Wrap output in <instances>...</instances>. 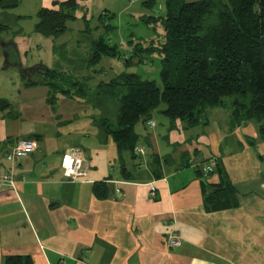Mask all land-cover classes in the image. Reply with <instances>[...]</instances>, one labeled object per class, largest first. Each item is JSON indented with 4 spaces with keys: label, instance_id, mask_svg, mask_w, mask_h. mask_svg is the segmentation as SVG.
Listing matches in <instances>:
<instances>
[{
    "label": "crops",
    "instance_id": "crops-1",
    "mask_svg": "<svg viewBox=\"0 0 264 264\" xmlns=\"http://www.w3.org/2000/svg\"><path fill=\"white\" fill-rule=\"evenodd\" d=\"M1 1L0 171H11L17 184L15 193L0 192V264L8 257H28L32 264H264V227L248 222L259 218L264 201L242 191L262 178L230 177L235 151L229 145L228 111L211 110L206 125L193 128L155 111L134 127L138 150L119 153L99 134L97 110L61 96L52 107L40 79L24 75L58 62L52 54L48 67L28 54L42 39H56L34 29L25 32L28 16L22 11L31 12L35 28L41 9L57 11L69 0H17L13 8ZM74 1L86 17L96 8L93 0ZM116 1L119 13L132 6L130 0ZM139 3L143 16L151 15ZM157 8L163 9L161 1ZM26 138L37 144L36 151L10 160L16 142ZM71 151L83 162L75 183L63 178L61 168ZM211 163L213 172L204 177L201 170ZM224 181H233L243 196L237 208L212 211L205 197ZM95 184L103 186L104 198L94 194ZM167 225L181 238L179 248L167 246Z\"/></svg>",
    "mask_w": 264,
    "mask_h": 264
},
{
    "label": "trees",
    "instance_id": "trees-1",
    "mask_svg": "<svg viewBox=\"0 0 264 264\" xmlns=\"http://www.w3.org/2000/svg\"><path fill=\"white\" fill-rule=\"evenodd\" d=\"M157 1L163 9L158 10ZM1 2L5 8L17 5V0ZM143 5L153 14L141 16L140 22L151 27L158 45L154 46L155 39L149 40L146 54L136 47L123 61L118 48L108 41L113 28L107 23L112 16L104 12L97 19L104 35L92 43L86 66L96 67L101 58L108 57L122 59L129 68L132 60L145 65L155 55L159 84L122 73L90 91L88 78L82 81L65 71L42 67L38 78L47 88L48 104L53 107L60 96L89 104L99 112L94 119L99 134L111 139L119 153L137 148L134 127L146 123L155 111L193 128L206 125L209 111L224 109L232 126L253 123L264 141V0H141ZM58 7L57 11L41 9L37 13L35 33L54 39L65 33L79 6L69 0ZM93 191L104 198L102 185L95 184ZM235 194L230 182L224 181L205 201L212 211L234 209L238 207ZM4 264L32 261L8 257Z\"/></svg>",
    "mask_w": 264,
    "mask_h": 264
},
{
    "label": "rangeland",
    "instance_id": "rangeland-1",
    "mask_svg": "<svg viewBox=\"0 0 264 264\" xmlns=\"http://www.w3.org/2000/svg\"><path fill=\"white\" fill-rule=\"evenodd\" d=\"M93 2L95 4L96 10L92 9V11H89L85 20L83 19V15H80L76 12V19L74 21L67 22V30L62 36L56 38V40L53 39L55 42H52V40L47 41L46 39H42V42L39 44L38 48L34 46L28 54H30L31 57L39 56V58L43 60V63L48 67H51V64L53 63L51 55L56 54L58 62L56 64L57 67H53L52 69L58 71L61 69V71H65L69 75H74L78 80L83 81L84 78H88V81H86L88 82V89L90 91L94 89V85L96 86L100 82H108L122 73L134 74L140 76L144 80L155 81L157 84H159L160 67L158 57L155 55L150 56L148 58L149 63L145 65L137 63V61L134 59L132 60V66L125 68V64L122 62V59L105 57L101 58V61L96 67L87 68L86 62L89 59L92 43L98 41L104 35V30L102 27H100L101 25L97 23V19L105 11L110 12L105 14L112 16V19H108L107 23V25L113 28L109 33L108 41L110 45L118 48L119 54L123 56V61L124 58L131 56L132 51L135 50L136 47L142 48L146 54L147 48L150 47L149 40H154L156 37L151 27H147L140 22L139 18L146 12L142 9L140 10L139 0H130V2H132V6H130L128 10L120 13V4L116 0H93ZM23 5L28 6V4L25 2ZM22 12L28 16L23 27L25 32H29L34 29L33 25L35 20L29 16V13H31L29 10ZM150 14L153 13L150 12ZM146 16L147 15H145V17ZM156 31L157 33H160V29L158 30L157 28ZM27 36L30 35H26L25 37ZM130 40H132V43L129 48L128 42H131ZM157 45L158 40L155 39L154 46ZM28 59H30L29 55ZM68 61H71L73 64H69ZM68 66H70L71 69H67L66 67ZM139 128H141L140 130L142 134H144V127L140 126ZM229 128L230 131L233 132V136H229V145L231 146V149L235 151V155H232L231 157V161H233L231 163V172L233 173L232 175L230 174V177L234 179L233 181H237L236 178L241 179V177L248 179L262 178L255 186L251 185L255 183L249 182L250 184L244 186L242 191H249L245 194V196L259 198L260 200L264 201V141L259 137L257 127L253 123H250L247 126H232L230 114ZM238 128H241V130L237 131ZM35 151L36 149L33 152ZM211 165H213V163H211ZM82 166L83 162L81 165V174H83ZM65 180L67 181V179ZM233 181L231 182L233 183ZM231 182V190L233 187V190L235 191V185L231 184ZM151 188L153 187L151 186L150 190ZM236 193L237 194H235V197L238 203V197H240V195L243 196V194L239 195L237 191ZM263 213L264 208L263 211H261L258 215L259 218L255 216L248 222L253 223L254 226L264 227V218L262 216ZM171 232L173 233L172 236L176 235L174 229ZM165 237H167V235Z\"/></svg>",
    "mask_w": 264,
    "mask_h": 264
},
{
    "label": "built area",
    "instance_id": "built-area-1",
    "mask_svg": "<svg viewBox=\"0 0 264 264\" xmlns=\"http://www.w3.org/2000/svg\"><path fill=\"white\" fill-rule=\"evenodd\" d=\"M150 127L154 126L153 122H149ZM37 149V144L31 140H19L13 147L11 153H9L8 158L10 160L18 161L28 154L32 153ZM141 152V150H139ZM81 158L75 154L73 151L68 153L63 157L61 168L63 172V177L69 182H75L83 174H81ZM213 165L204 166L201 170L204 177H208L213 172ZM17 181L14 174L11 171H0V192L3 190H9L15 193ZM155 193L154 188H151L150 196L153 197ZM172 227L167 225L165 236L167 235L166 244L169 248H178L182 240L178 236H172ZM171 233V234H170Z\"/></svg>",
    "mask_w": 264,
    "mask_h": 264
},
{
    "label": "flooded vegetation",
    "instance_id": "flooded-vegetation-1",
    "mask_svg": "<svg viewBox=\"0 0 264 264\" xmlns=\"http://www.w3.org/2000/svg\"><path fill=\"white\" fill-rule=\"evenodd\" d=\"M42 69V67H35L32 68L31 70H28L24 73L25 76L30 77V76H37L39 75L40 70Z\"/></svg>",
    "mask_w": 264,
    "mask_h": 264
}]
</instances>
